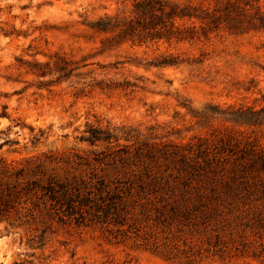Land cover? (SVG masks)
Returning <instances> with one entry per match:
<instances>
[{"label": "rangeland", "instance_id": "rangeland-1", "mask_svg": "<svg viewBox=\"0 0 264 264\" xmlns=\"http://www.w3.org/2000/svg\"><path fill=\"white\" fill-rule=\"evenodd\" d=\"M132 7L0 0L5 179L103 177L119 194L107 221L82 224L25 196L21 219L0 220V264H264V30L104 46L90 24ZM169 55L180 64L153 63ZM90 126L120 140L91 144Z\"/></svg>", "mask_w": 264, "mask_h": 264}, {"label": "trees", "instance_id": "trees-1", "mask_svg": "<svg viewBox=\"0 0 264 264\" xmlns=\"http://www.w3.org/2000/svg\"><path fill=\"white\" fill-rule=\"evenodd\" d=\"M90 26L99 33L108 34L104 46L125 40L194 41L209 38L222 31L244 33L264 30V0H200L198 4L184 5L169 0H133L129 14L105 15L93 21ZM153 63L159 66H176L180 64V59L178 56H162ZM57 64V69L64 71L65 75L74 70H68L67 62L58 61ZM48 65L49 63L35 62L41 75H46L42 68ZM87 133L83 140L91 144L120 140L117 133L101 127L90 126ZM124 150L125 147L118 144V151ZM102 154L97 153L95 160L103 161ZM1 162L0 159V164ZM5 177L6 172L0 168V220L10 219L13 215L21 219V199L39 194L44 203H49L61 218L68 217L79 224L95 220L107 221L114 213L116 199L119 197L103 177H97L86 188L82 184L67 183L54 177L49 178L46 183L32 181L19 188L18 184H12ZM114 219L115 224L121 223L117 217Z\"/></svg>", "mask_w": 264, "mask_h": 264}]
</instances>
